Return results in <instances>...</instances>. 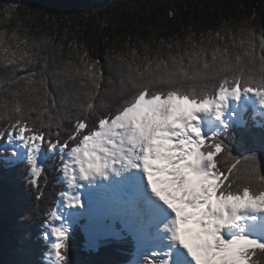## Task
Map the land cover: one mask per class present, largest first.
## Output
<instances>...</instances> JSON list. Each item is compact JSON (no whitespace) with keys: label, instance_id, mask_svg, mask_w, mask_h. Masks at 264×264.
Listing matches in <instances>:
<instances>
[{"label":"snow or ice","instance_id":"obj_1","mask_svg":"<svg viewBox=\"0 0 264 264\" xmlns=\"http://www.w3.org/2000/svg\"><path fill=\"white\" fill-rule=\"evenodd\" d=\"M241 31L246 33L240 40L243 58L237 54L233 59L226 47L219 46L209 58L203 44L193 43L187 66L182 54L166 61L157 53L153 60L147 50L143 63H137L133 50L132 61L118 58L113 78L105 75L100 60L90 59L87 51L77 53L80 65L69 62L65 69L51 72L53 84L63 73L80 85L61 101L64 111L48 90V59L32 50L38 45L21 41L15 31L13 45L8 33L0 32V68L13 72V77H4L3 91L11 90L18 101L21 86L32 85L39 76L44 112L57 108L55 130L49 124L45 133L31 121L36 109L14 102L7 117L10 126L0 140L6 135V141H19L29 149V182L37 188L43 170L38 164L40 149L47 145L58 155L67 184L59 200L67 209H83L85 187L108 181L113 191V228L144 227L157 239L169 233L170 246L152 251L145 264H264V240L249 234H264V171L257 169L255 155L243 160L234 157L227 175L216 159L222 152L231 155L223 138L229 128V101L254 94L264 105V32L257 36L250 24ZM215 36L222 38L224 33L217 31ZM41 60L37 70L33 66ZM29 67L33 70L26 76H15ZM186 67L193 69L191 75ZM188 80L218 86V93L198 98L185 89ZM217 80L222 83L217 85ZM100 105L107 111L100 112ZM208 113L223 128L205 135L200 114ZM64 120L73 124L61 139ZM97 124L99 130L93 131ZM170 213L175 215L168 219ZM49 218L46 226L53 242L48 259L50 264H66L69 226L58 208ZM226 229L234 233L229 239L222 234Z\"/></svg>","mask_w":264,"mask_h":264},{"label":"trees","instance_id":"obj_2","mask_svg":"<svg viewBox=\"0 0 264 264\" xmlns=\"http://www.w3.org/2000/svg\"><path fill=\"white\" fill-rule=\"evenodd\" d=\"M6 9L18 11L6 12ZM246 24L255 30L259 26L264 32V0H0V32H7L13 45L17 43L11 37L13 31L18 33L21 41L27 39L30 45L32 42L38 45L32 50L48 59V90L60 111L65 110L61 105L63 98L80 85L63 73L58 83L53 84L51 72L65 69L69 62L80 65L79 55L85 51L90 59L100 60L109 78L114 77L120 56L133 60V50L137 53V63H143L147 50L153 60L157 53L166 61L171 55L182 54L187 66L193 43L203 44L208 55L215 47H226L229 55L235 58L231 45L239 43L246 35L241 31ZM217 31L224 36L217 38ZM190 36L192 40H189ZM20 46L24 47L23 43ZM43 62L41 60L33 67L38 70ZM33 67L18 70L15 76H26ZM4 77H13L10 68H0V134H5L10 126L7 117L14 102L21 103L22 108L36 109L31 113V121L40 131L48 133L49 124L55 130L56 119L53 117L57 108L44 112L46 105L42 100L44 94L39 76L32 85L21 86L18 101L11 95V90L9 93L3 91ZM190 81L185 82V88L203 85L196 91L198 98L200 94L209 98L216 94L211 84L205 86L202 82ZM99 111L107 109L101 105ZM250 114L248 121L245 119L242 125L234 124L223 137L231 155L222 152L216 159L226 175L234 157L243 160L251 155L256 156L257 169L264 171V122L259 127L257 122L262 118ZM72 124V121L64 120L61 139L71 130ZM97 129L98 124L93 131ZM52 139H55L54 135ZM5 142L6 135L0 140V264H47L50 246L45 238L46 224L49 213L56 208L59 192L65 188L61 183L62 164L53 159L56 155L47 154L37 188L29 182L31 164L9 160L12 152L3 149ZM42 147L49 151L47 145ZM80 225L83 224L76 225L68 235L66 264H129L134 249L131 240L124 235L108 236L92 247Z\"/></svg>","mask_w":264,"mask_h":264},{"label":"bare ground","instance_id":"obj_3","mask_svg":"<svg viewBox=\"0 0 264 264\" xmlns=\"http://www.w3.org/2000/svg\"><path fill=\"white\" fill-rule=\"evenodd\" d=\"M256 103H259V105H261V98L257 97L254 94L242 95L238 101L230 100L228 109H227L228 119L233 118V116H231V113L233 112L236 113L234 117H237V116L240 117L242 115V117L245 118L247 113H249V108H251L252 105L256 106ZM262 111H264V106H262ZM239 112H240V115L238 114ZM200 115H201V119L204 122L203 126H204L205 133L211 130H217L222 126L220 121H218L215 118L214 114L208 113V114H200ZM248 118L250 117L249 116L246 117L247 121H248ZM263 122H264V117H262V121H259L258 123L260 126H263L261 125ZM15 150H16L15 152L16 154H20L22 152L20 146L16 148ZM107 185H108V181H98L96 184L92 186H86L82 192V198L85 203V207L83 209H79V208L67 209L63 201L59 202L58 209L60 211V214L64 217L65 222L68 224L69 227L71 224L74 223V219L78 214H85V212L90 213L89 218L91 219H96L99 213H106V215H108L109 218L103 219L102 221L103 224L106 223V225L105 226L103 225V226L104 228H106V227H109V225H112L110 214L113 209V204H112L113 191L111 188L106 189L104 187ZM101 186L103 187V189L100 188ZM174 215H175L174 213H170L168 219H170L171 217H174ZM165 222H167V220ZM116 226H118L120 229L119 234L124 235L127 239L135 243L137 248L142 247L141 242H143L142 241L143 239L147 241L145 250L141 254V255L143 254H146V255L142 256L140 264H145V257L150 255L152 251L157 250L161 246H164V247L170 246V244L167 242V237L168 235H170L169 233H164L159 239H157L149 232V230L145 233L144 230L141 229L140 227L130 225L129 228L125 230V229H122L120 225H116ZM143 233L145 234V236L142 237L141 240H139L140 234H143ZM222 234L225 236V239H229L234 233L232 232V230L226 229L222 232ZM249 234L253 235V238H256V235H259L261 240L263 239V236L261 233L252 232ZM107 237L108 236H105V238ZM151 239H155L156 241V245H154L152 248L151 246L153 244L151 245L149 243ZM50 240L52 241V239ZM179 251L184 252L182 248H180Z\"/></svg>","mask_w":264,"mask_h":264},{"label":"rangeland","instance_id":"obj_4","mask_svg":"<svg viewBox=\"0 0 264 264\" xmlns=\"http://www.w3.org/2000/svg\"><path fill=\"white\" fill-rule=\"evenodd\" d=\"M245 26H247V24L245 25ZM256 31V34L257 35H260L259 33L262 31L261 30V28L258 26L257 27V29L255 30ZM258 31H260L259 33H258ZM231 49L233 50V51H235L234 53H235V56L237 55V54H239V55H241V54H243L244 53V48L243 47H241L240 46V42L239 43H236V44H233V45H231ZM211 55V54H210ZM209 55V56H210ZM231 57H232V55H230ZM242 58L244 57V55L243 56H241ZM234 59V58H233ZM185 70L186 71H189V74L191 75V72L193 71V69H187V68H185ZM109 73H107V75H108ZM188 81H190V80H188ZM194 80H191L190 81V83L191 82H193ZM221 81H219V80H217L215 83L218 85L219 83H220ZM106 86H108V85H103L102 87H106ZM203 88V85H201V84H197V85H193V86H191L189 89H187V88H185L188 92H196V91H199V90H201ZM212 89H214V92L216 91V93H218V86L217 87H213L212 86ZM209 98V97H208ZM97 103H99V102H97ZM106 103H109V101H106ZM262 106H264V105H259V103H256V110H254V112L256 113V114H258V115H261V116H264V111H262ZM100 107H101V105H100ZM100 107H99V109H100ZM239 115H240V112L238 113ZM238 122H240V123H242L243 122V119L241 118V116L240 117H233V118H231V119H228L227 120V123H228V125H230V124H232V123H238ZM223 128V125L219 128V129H217V130H211V131H209V132H207V133H205V135H209V134H211L213 131H220L221 129ZM99 130V128L97 129V131ZM15 142V141H14ZM12 145H13V142H9V144H7V145H5L4 146V148L5 149H10V150H12L13 151V155L11 156V157H9V159H11L13 162H27V163H30V153H29V149L28 148H26V147H22L23 149H21V153L20 154H16L15 152H16V150H15V148L14 147H12ZM7 147H9V148H7ZM49 154H50V156L51 155H53L54 153H52L51 151H49L48 152ZM45 152L43 151V148H41L40 149V152H39V155H38V164L39 165H43V163H44V161H45ZM54 155H56V154H54ZM53 159L54 160H56V162H61L60 161V159H59V157H58V155H56V157L54 158L53 157ZM61 183L62 184H64V186H65V188H64V190H67V184H66V181H64L63 180V177H62V181H61ZM63 190V191H64ZM59 207V204H58V206H57V208ZM89 216H90V213L89 212H85V214H78L76 217H75V219H74V223L73 224H71L70 225V227H69V232H68V234L70 233V231L73 229V226L76 224V223H78V221L79 220H81V221H83V223H85V226H84V232L86 233V235H87V238L89 239L88 240V242H89V244H90V246H92V247H95L96 245H98V240H100V239H102V237L103 236H106L107 234H109V232H110V230H112V225H109V227H106V228H104V224H103V219H105V218H109V216L108 215H106V213H99L98 215H97V218L96 219H91V218H89ZM102 223V224H101ZM104 225V226H103ZM145 233L147 232V231H144ZM46 233L48 234L47 235V242L51 245V243H52V241L50 240V239H52V237H51V234H50V232H49V230H48V228H47V230H46ZM116 234V233H115ZM114 234V235H115ZM145 236V234L143 233V234H140V238H139V240H141V238L142 237H144ZM262 236H263V239L262 240H264V234H262ZM144 243H146V245H147V241L145 240V239H143L142 240ZM152 246H151V248L154 246V245H156V241H155V239H151V241L149 242ZM51 251V248L49 249V251L47 252V256H46V260H47V263L48 264H50V261H49V259H48V253ZM142 250L140 249V248H138V252L135 254V256H134V260H133V262L132 263H130V264H140L141 263V259H142V256H144V255H146V254H143V255H141L142 254ZM140 255H141V257H140Z\"/></svg>","mask_w":264,"mask_h":264},{"label":"clouds","instance_id":"obj_5","mask_svg":"<svg viewBox=\"0 0 264 264\" xmlns=\"http://www.w3.org/2000/svg\"><path fill=\"white\" fill-rule=\"evenodd\" d=\"M22 219H24V217H22Z\"/></svg>","mask_w":264,"mask_h":264}]
</instances>
